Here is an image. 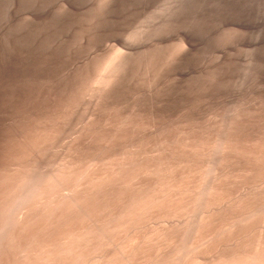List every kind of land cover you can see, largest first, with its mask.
Returning a JSON list of instances; mask_svg holds the SVG:
<instances>
[{
	"label": "rangeland",
	"instance_id": "obj_1",
	"mask_svg": "<svg viewBox=\"0 0 264 264\" xmlns=\"http://www.w3.org/2000/svg\"><path fill=\"white\" fill-rule=\"evenodd\" d=\"M263 193L264 0H0V264H249Z\"/></svg>",
	"mask_w": 264,
	"mask_h": 264
},
{
	"label": "bare ground",
	"instance_id": "obj_2",
	"mask_svg": "<svg viewBox=\"0 0 264 264\" xmlns=\"http://www.w3.org/2000/svg\"><path fill=\"white\" fill-rule=\"evenodd\" d=\"M111 64H112V63H111ZM242 160H243L242 163H244L245 166H248V165L252 162L251 159H250V156H249L247 153L244 154ZM252 165H253V164H252ZM205 177H206V179H208V178H207V177H208V174H207V176H205ZM205 177H204V178H205ZM218 178H219V176L214 174L213 177H212L211 179L209 178L210 180H208V181H206V180L203 179L204 182L206 181V182H205L206 188H207V186H208L207 190H209V192H210L212 195H214L215 190L218 189L217 187H218V185L220 184V182H219V184H218V181H219ZM177 180H178V179H177ZM200 180H201V179H200ZM200 180H199V181H200ZM203 181H202V182H203ZM198 183H199V184H198L197 186H199V187H197V188H198V190H199V192H198L199 197H198V194L195 195L196 193H194L195 191H193L194 195L198 197V200H197V198L194 196L195 199H196L195 202H196V201L200 202V204H203L204 207H205L206 205L208 206V205L210 204L209 206H210V208H211L212 205H213L214 203L211 205V203H209L210 200H209L208 202L205 201V200L211 199V197L208 196V197H209V198L207 197L208 199H204V198H206L205 196H207V195L204 194L205 191H206V194L208 193L206 189H205V191H203V186H204V188H205V185L202 183L201 186H202V185H203V186H202V188H201V187H200V183H201V181L198 182ZM197 188H196V189H197ZM193 189L195 190V188H192V190H193ZM251 189H253V188H251ZM200 190H201V192H200ZM218 190H219V189H218ZM248 190H249V189H248ZM253 190H254V189H253ZM187 191H188V189H187ZM196 191H197V190H196ZM251 191H252V190H251ZM260 191H261V190H260ZM260 191H258V189H257V193L260 192ZM202 192H203V196H202V194H201ZM262 192H263V191H261L260 193H262ZM32 193H33V192H32ZM188 193H189V192H188ZM181 194H182V193H181ZM248 194H249V193H248ZM253 194H254V193H253ZM263 194H264V193H263ZM263 194H262V195H263ZM184 195H185V194H184ZM208 195H209V194H208ZM212 195H210V196H212ZM254 195H255V194H254ZM254 195H252V196H254ZM256 195H257V194H256ZM33 196H34V195H33ZM201 196H202L203 199H204V200H202V201H205V202H203V203H202L201 200H200V198L202 199ZM215 196H216V195H214V198H215ZM245 196H246V195H245ZM249 196H250V195H249ZM252 196H251V197H252ZM258 196H260V194H259ZM184 197H185V196H184ZM240 197H241V196H240ZM247 197H248V196H247ZM254 197L256 198V196H254ZM254 197H253V198H254ZM180 198H181V197H180ZM214 198H213V199H214ZM248 198H250V197H248ZM255 198H254V199H255ZM257 198H258V197H257ZM236 199H237V198H236ZM238 199H239V198H238ZM242 199H243V198H242ZM242 199H241V200H242ZM250 199H251V198H250ZM199 200H200V201H199ZM221 200H222V199H221ZM243 200H246V199H243ZM247 200H248V199H247ZM183 201H184V199H183ZM211 201H212V200H211ZM215 201H216V200H215ZM261 201H262V200H261ZM212 202H213V201H212ZM231 202H232V201H231ZM238 202H239V201H238ZM177 203L179 204V206H182V205H183V206H182V210H183V209H184L183 207H185V204H183L182 201L180 202L181 204H180L179 202H177ZM204 203H206V205H205ZM207 203H208V204H207ZM215 203H216V202H215ZM236 203H237V202H236ZM240 203H241V202H240ZM242 203H243V202H242ZM242 203H241V204H242ZM259 203H260V202H259ZM219 204H220V203H219ZM254 204H255V203H254ZM153 205H154V204H153ZM198 205H199V203H198ZM198 205H197V202H196V206H198ZM231 205H232V204H231ZM252 205H253V204H252ZM175 206H176V205H175ZM179 206H178V207H179ZM196 206H195V208H196L195 210H198V211H199V210H200V211L202 210V211H201L202 214H200V212H199V214H200V215H199L198 212H197V214L200 216V217L198 218V215L196 216L195 210H194V208H193V209H192V210H194L193 213H195V216H196V219L194 220L195 223H196V221H197L198 219H199V220L197 221V224H195V223L192 224V223H191L192 226H191V225H190V226L193 227V228H195V229L197 230V232H198V229L200 230V228H201L202 226H204L205 224L209 223L210 219H213V218H214V217L211 218V217H212V216H211L212 214L215 215V214H218V213H212L213 211L215 212V210L212 211V210L208 209L207 207H205V208L203 207L205 210H206V208L208 209L207 212L205 211L206 213H204V209L202 208V205L199 206V207L202 208V209H200V208L197 209ZM244 206H245V205H244ZM250 206H251V205H250ZM190 207H191V206H190ZM190 207H189V208H190ZM222 207H223V206H222ZM242 207H243V206H242ZM245 207H246V206H245ZM59 208H60V207H59ZM117 208H118V207H117ZM176 208H177V206H176ZM179 208H180V207H179ZM185 208H186V210H183V211H187V207H185ZM189 208H188V210H189ZM215 208H216V207H215ZM30 209H31V208H30ZM248 209H249V208H248ZM18 210H19V209H18ZM178 210H179V209H178ZM220 210H221V209H220ZM224 210H225V209H224ZM243 210H244V209H243ZM246 210H247V209H246ZM15 211H16V210H15ZM29 211H30V210H29ZM183 211H182V213H183ZM211 211H212V212H211ZM179 212H181V210H179ZM209 212H211V214H210ZM220 212H221V211H220ZM179 214H180V213H179ZM184 214H187V213L184 212L183 215H184ZM188 214H189V213H188ZM188 214H187V215H188ZM169 215H170V214H169ZM181 215H182V214H181ZM17 216H18V215H17ZM17 216H14L15 218H13V216H12V217H11L12 220H10V218L7 219L8 221L10 220V222H9V226H7L8 229H6V230H8L7 232L12 233V234H10V235H12V236H13V235L15 236V235L17 234L18 230H19V226H18L19 223L17 222V220H18V219H17ZM166 216L168 217V215H166ZM170 216H171V215H170ZM180 217H181V216H180ZM218 217H219V216H218ZM193 218H194V217H193ZM19 219H20V218H19ZM163 219H164V218H163ZM166 219H167V218H166ZM168 219H169V218H168ZM29 221H30V220H29ZM213 221H214V220H213ZM155 222H156V221H155ZM165 222H167V221H165ZM165 222H164L163 224H166ZM168 222H170V221L168 220ZM214 222H215V221H214ZM214 222H213V223H214ZM0 223H1V222H0ZM2 223H4V222L2 221ZM6 223H7V222H6ZM29 223H30V222H29ZM29 223H28V224H29ZM213 223H212V224H213ZM216 223H217V222H216ZM7 224H8V223H7ZM30 224H31V223H30ZM125 224H126V223H125ZM175 224H176V223H175ZM175 224H173V225H175ZM194 224H195V225H194ZM1 225H2V224H1ZM151 225H152V224H151ZM167 225H171V224L168 223V224H166V225H162V226L165 227V226H167ZM186 225H187V223H186ZM5 226H6V225H5ZM108 226H109V225H108ZM162 226H161V227H162ZM171 226H172V225H171ZM191 227H189V228H191ZM0 228H1V227H0ZM2 228H3V227H2ZM152 228H153V227H152ZM166 228H167V227H166ZM3 229H4V228H3ZM161 229H162V228H161ZM167 229H168V228H167ZM171 229H172V228H171ZM162 230H164V229H162ZM168 230H169V229H168ZM1 231H4V230L1 229ZM1 231H0V233H1ZM157 231H158V230H157ZM179 231H180V230H179ZM188 231H189V230H188ZM194 231H195V230H194ZM7 232L5 231V234H6ZM192 232H193V230H192ZM93 233H94V232H93ZM195 233H196V231H195ZM198 233H199V232H198ZM18 234H19V233H18ZM7 235H8V234H7ZM152 235H153V234H152ZM197 235H198V234H197ZM1 236H2V235H1ZM5 236H6V235H5ZM150 236H151V235H150ZM153 236H154V235H153ZM151 237H152V236H151ZM2 238H3V237H2ZM114 238H115V237H114ZM134 239H135V238H134ZM182 239H183V238H182ZM127 240H128V239H127ZM136 240H137V239H136ZM2 241H3V240H2ZM10 241H11V240H10ZM262 241H263V240H262ZM262 241H261V242H262ZM13 242H14V241H13ZM135 242H136V241H135ZM261 242H259V244H258V246H260L259 248L256 246V247H257L256 250L259 252V254L257 253V254H255V255H253V253H252L251 255L249 254L248 256H246L247 258H248V257H251L252 260L250 259V261H253V260H254L253 262L249 263V259H248V263H249V264H264V244H263V242H262V244H261ZM56 248H57V247H56ZM254 249H255V246H254ZM246 250H247V249H246ZM250 250H251V249H250ZM256 250H255V251H256ZM251 251H252V250H251ZM251 251H250V253H251ZM255 251H254V253L257 252V251L255 252ZM244 252H245V251H244ZM246 252H247V254H248L249 251H246ZM247 254H246V255H247ZM190 255H191V254H190ZM155 256H156V255H155ZM252 256H255V258H253ZM243 257H244V256H243ZM229 260H230V259H229ZM230 261H232V260H230ZM242 261H243V259H242ZM244 261H245V260H244ZM244 261H243L242 264H244ZM246 261H247V260H246ZM246 261H245V264H246ZM117 262H118V261H117ZM123 262H124V261H123ZM222 262H223V261H222ZM238 262L240 263V261H237V263H235V264H238Z\"/></svg>",
	"mask_w": 264,
	"mask_h": 264
}]
</instances>
